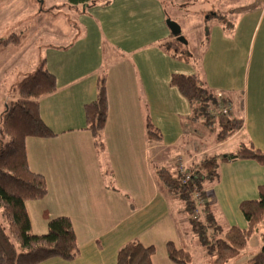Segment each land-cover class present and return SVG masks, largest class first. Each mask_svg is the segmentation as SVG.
Instances as JSON below:
<instances>
[{
  "label": "crops",
  "instance_id": "crops-1",
  "mask_svg": "<svg viewBox=\"0 0 264 264\" xmlns=\"http://www.w3.org/2000/svg\"><path fill=\"white\" fill-rule=\"evenodd\" d=\"M90 2L77 8L49 3L45 10L49 13L64 8L72 17L75 12L70 30L77 34L63 47L46 45L32 67L35 72L43 64L55 77L56 91L40 98L38 104L40 119L56 136L24 142L28 168L44 178L48 192L43 200L28 203L26 209L37 234L44 233L48 220L68 218L79 248L71 262L52 259L42 264H116L118 250L133 240L154 248L152 264H173L167 258V242L188 252L196 244L202 250L199 264H205V251L181 213L183 203L160 184L155 169L174 172L181 165L187 170L205 156L215 157L218 177L204 183L209 212L224 232L234 226L245 227L238 207L242 201L258 198V187L264 185V164L228 161L223 156L235 153L242 144L264 153V80L260 78L264 74V7L260 19L241 40L245 44L241 57L237 54L241 68L236 73L241 84L247 59L249 73L254 65L253 85L241 88L229 80L226 86L216 82L215 76L225 70L226 57L222 60L207 52L199 70L162 49L170 33L157 1ZM62 10L58 14L63 16ZM3 13L0 11L1 16ZM240 25L239 21L234 37ZM100 32L106 35L103 41ZM225 32L218 31L216 42L225 45L222 52L231 57L227 46L233 44L234 37L229 36L232 31ZM14 63L9 55L0 53V67L5 64L0 76H7ZM22 64L24 71L29 61ZM172 75H197L215 91L225 87V97L231 103L229 118L241 120V130L217 143L216 135L208 134L215 125H192L187 101L170 84ZM102 77L108 114L102 136L104 153L100 155L85 130L84 106L94 101ZM147 121L159 131V142H148ZM234 140H239L235 150L225 152L232 149L225 147ZM248 244L226 264H248L262 247L258 243L249 249Z\"/></svg>",
  "mask_w": 264,
  "mask_h": 264
},
{
  "label": "trees",
  "instance_id": "trees-1",
  "mask_svg": "<svg viewBox=\"0 0 264 264\" xmlns=\"http://www.w3.org/2000/svg\"><path fill=\"white\" fill-rule=\"evenodd\" d=\"M91 0H67L66 6L77 8L86 5ZM186 5L195 0H186ZM16 36V35H15ZM8 41L0 46L8 45ZM174 58L181 59L186 52L184 45L169 35L168 40L161 45ZM2 48H0L1 51ZM171 86L187 101L191 109L190 123H201L212 128L218 118L219 130L216 142L222 143L242 128V121L228 119L213 113L217 108L216 95L210 94L205 83L197 76L172 75ZM17 100L5 111L1 118V132L6 138L0 137V264H42L52 259L71 262L77 258L79 248L72 224L68 218L56 217L46 222L42 234L34 233L26 209L28 203L43 200L47 195L44 178L28 168L24 142L27 138L49 139L56 135L42 122L39 115L38 100L56 91L55 77L44 65L33 73L24 76L14 87ZM211 106V107H210ZM107 97L105 78L98 83L94 101L84 106L85 130L93 139L98 154L104 153L102 140L107 121ZM159 131L148 121L146 122V137L148 142L160 141ZM228 161H254L264 164V153L246 145H240L235 153L223 156ZM155 175L160 184L173 199L183 203L181 213L186 216L191 232L204 249L205 264H226L234 259L248 244L249 239L264 221V185L258 187V198L242 201L239 212L245 227H230L226 232L214 220L209 212V203H205L202 217L194 216V200L192 191H199L201 198H208L202 191L206 181L213 182L218 177V162L214 157L205 156L200 163L187 169L184 175L165 168L155 169ZM261 249L248 261V264H264V232L261 235ZM167 258L173 264H191L190 252L178 248L173 242L165 245ZM154 253L152 246H144L133 240L123 245L116 254V264H152Z\"/></svg>",
  "mask_w": 264,
  "mask_h": 264
},
{
  "label": "rangeland",
  "instance_id": "rangeland-1",
  "mask_svg": "<svg viewBox=\"0 0 264 264\" xmlns=\"http://www.w3.org/2000/svg\"><path fill=\"white\" fill-rule=\"evenodd\" d=\"M44 1V4L42 2ZM0 0V11L4 10L2 16L0 15V43L8 41V45L0 46V53L4 54L5 57L9 55L15 61L14 65L8 70L7 76H0L3 81H0V137L2 141L6 138L3 136V129L1 128L2 114L11 107L12 103L17 100L16 93L13 87L24 77L34 70L32 67L34 63L36 64V59L38 55H42L44 52V47L51 44L56 47H63L65 43H68L71 38H73L77 32L71 33L70 30L72 17L75 12L71 13L62 6L58 9L63 11L62 14H58L60 11L49 13L45 10L48 9L50 2H55L56 4L62 5L66 3V0ZM160 6L163 23L166 26V21H171L176 23L180 27V36L184 38L186 44L184 45L185 53L183 58L178 59L180 63L185 65H195L196 69L201 70L205 54L209 52V55H216L217 58L224 60L225 70L219 72L216 76V82L219 84H226L228 80L238 85L241 88H246L249 84L253 85V67L249 73L250 59L246 61V71L245 79L241 84V80L237 79L236 70L239 71L241 65V59L237 60L238 56L241 57V48H245L243 37L251 31L254 23L260 19V13L264 7V0H195L194 3H189L186 5V0H155ZM89 2L88 4H90ZM42 4V6H40ZM66 5H63V7ZM144 9L145 7L142 6ZM42 8V9H40ZM41 10V11H40ZM147 10L152 14L153 10L147 8ZM40 11V13H39ZM50 15H55L50 17ZM153 16L156 17L157 13L154 10ZM71 18V19H70ZM66 19L69 20L66 22ZM67 20V21H68ZM242 20V21H241ZM237 35L234 37V33L239 26ZM36 26L35 28H33ZM36 28L39 32H36ZM167 28V27H166ZM226 30L229 36L233 35V44H228L227 51L224 52L225 45L219 44L217 41L218 31ZM16 35V36H15ZM101 40H105L106 35L99 33ZM225 36V35H224ZM228 38V34L226 35ZM34 40H33V38ZM36 39V40H35ZM172 50L170 55L174 56ZM243 53V51H242ZM210 56V57H211ZM6 60L5 62H8ZM24 61H29V65L22 71V63ZM5 64L0 67L4 69ZM14 68V69H12ZM241 68V67H240ZM16 69V70H15ZM219 68L218 70H221ZM240 72H244L241 71ZM24 74V75H22ZM23 76L22 78L20 76ZM19 77V78H18ZM21 78V79H20ZM264 80V74L260 77ZM20 79V80H19ZM16 80H19L18 82ZM255 82V80H254ZM231 86H235L232 85ZM14 84V85H13ZM13 85V86H12ZM12 86V87H10ZM225 87H219V91L216 89H209L210 94L216 95L218 92L226 95ZM264 95V94H263ZM1 98L4 100L1 102ZM264 99V98H262ZM264 102V100H262ZM264 104V103H263ZM211 107V106H210ZM230 115V114H229ZM230 119V116H227ZM218 118H214L216 121L214 131L209 132L210 135H216L219 129ZM218 126V127H217ZM207 127V126H206ZM209 128V127H208ZM239 141V140H238ZM238 141L230 142L228 146L225 147L226 150H230L229 146L232 147L230 151L235 150ZM200 161L198 162V164ZM191 169V168H189ZM202 191L204 189V185ZM202 197V196H201ZM205 198L204 204L210 202L209 196ZM203 207L201 208V211ZM204 214L201 215V217ZM264 232V221L258 226V229L249 240V249H253L259 243L262 244L261 234ZM190 252L194 257V261L191 264L200 263V255L202 250L196 244L189 248Z\"/></svg>",
  "mask_w": 264,
  "mask_h": 264
},
{
  "label": "built area",
  "instance_id": "built-area-1",
  "mask_svg": "<svg viewBox=\"0 0 264 264\" xmlns=\"http://www.w3.org/2000/svg\"><path fill=\"white\" fill-rule=\"evenodd\" d=\"M216 103L218 104L217 108L213 109V113H217L219 116L228 118L231 111L230 101L220 92L216 94ZM176 172L181 175H184V181L189 180V176L185 175L186 169L181 165H178ZM192 199L194 200V216L199 217L202 215L201 208L204 206V200L201 198L199 191H192Z\"/></svg>",
  "mask_w": 264,
  "mask_h": 264
},
{
  "label": "water",
  "instance_id": "water-1",
  "mask_svg": "<svg viewBox=\"0 0 264 264\" xmlns=\"http://www.w3.org/2000/svg\"><path fill=\"white\" fill-rule=\"evenodd\" d=\"M166 27L170 33V35L172 37H174L176 39L177 42L181 43V44H186V41L184 40V38H182L180 36V27L171 21H166Z\"/></svg>",
  "mask_w": 264,
  "mask_h": 264
}]
</instances>
